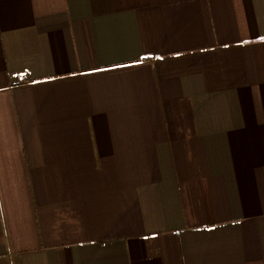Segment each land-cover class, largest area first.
Returning <instances> with one entry per match:
<instances>
[{
    "label": "crops",
    "instance_id": "0c3cea01",
    "mask_svg": "<svg viewBox=\"0 0 264 264\" xmlns=\"http://www.w3.org/2000/svg\"><path fill=\"white\" fill-rule=\"evenodd\" d=\"M0 264H264V0H0Z\"/></svg>",
    "mask_w": 264,
    "mask_h": 264
}]
</instances>
